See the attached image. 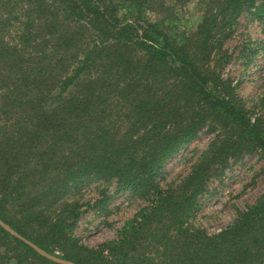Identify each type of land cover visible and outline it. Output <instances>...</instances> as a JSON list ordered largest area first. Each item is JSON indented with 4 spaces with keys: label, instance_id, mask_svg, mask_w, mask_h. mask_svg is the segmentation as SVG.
Here are the masks:
<instances>
[{
    "label": "trees",
    "instance_id": "1",
    "mask_svg": "<svg viewBox=\"0 0 264 264\" xmlns=\"http://www.w3.org/2000/svg\"><path fill=\"white\" fill-rule=\"evenodd\" d=\"M207 2L199 31L178 43L144 18L165 0L12 1L18 14L0 17V222L71 264H264V200L216 234L193 225L227 159L264 152V121L221 75L225 29L243 12L264 18V0ZM203 130L207 148L161 187L166 162ZM110 181L145 204L114 240L84 247L78 206L64 199ZM0 264L59 263L0 225Z\"/></svg>",
    "mask_w": 264,
    "mask_h": 264
},
{
    "label": "rangeland",
    "instance_id": "2",
    "mask_svg": "<svg viewBox=\"0 0 264 264\" xmlns=\"http://www.w3.org/2000/svg\"><path fill=\"white\" fill-rule=\"evenodd\" d=\"M12 1L0 0L2 19H10L18 14V9L10 13ZM105 1L123 3L128 0ZM165 3L168 9L164 13H157L159 7H149L144 18L149 22L163 20L168 28L167 33L178 43L199 31L209 10L207 0H190L184 5L176 3V0H165ZM211 8L214 10V5ZM119 15H125L124 11L120 10ZM14 33L13 30L10 35ZM223 35H228L222 41V50L228 61L221 69L222 78L233 88L238 106L250 118L264 121V18L243 12L231 28L225 29ZM212 139L213 136L203 130L191 145L172 156L164 165V178L161 177L160 186L181 179ZM226 162L220 175L208 181L204 194L199 198L201 207L193 222L194 227L203 229L209 235L223 230L236 218L238 212L264 200V152L255 149L238 159H227ZM64 201L78 206L80 213L73 234L87 248H96L114 240L122 225L132 219L145 204L143 200L133 198L129 192L120 191L115 181L78 185ZM0 225L16 238L36 248L7 225L2 222ZM42 254L56 263L61 261L71 264L45 252Z\"/></svg>",
    "mask_w": 264,
    "mask_h": 264
},
{
    "label": "water",
    "instance_id": "3",
    "mask_svg": "<svg viewBox=\"0 0 264 264\" xmlns=\"http://www.w3.org/2000/svg\"><path fill=\"white\" fill-rule=\"evenodd\" d=\"M1 226L3 227V225H1ZM32 247H33V246H32ZM33 248H34V247H33ZM34 249H35L36 251H38L41 255H43L42 252H41L39 249H37V248H34ZM59 263L66 264V263H63V262H61V261H60Z\"/></svg>",
    "mask_w": 264,
    "mask_h": 264
}]
</instances>
